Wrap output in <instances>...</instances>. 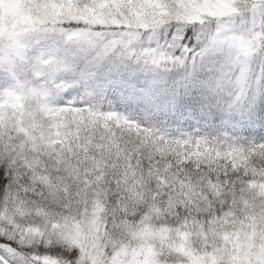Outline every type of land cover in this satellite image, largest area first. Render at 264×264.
<instances>
[{"label": "snow or ice", "instance_id": "obj_1", "mask_svg": "<svg viewBox=\"0 0 264 264\" xmlns=\"http://www.w3.org/2000/svg\"><path fill=\"white\" fill-rule=\"evenodd\" d=\"M0 264H264V0H0Z\"/></svg>", "mask_w": 264, "mask_h": 264}]
</instances>
